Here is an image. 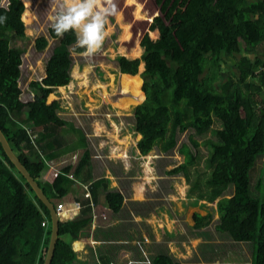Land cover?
I'll return each mask as SVG.
<instances>
[{
  "label": "trees",
  "instance_id": "obj_1",
  "mask_svg": "<svg viewBox=\"0 0 264 264\" xmlns=\"http://www.w3.org/2000/svg\"><path fill=\"white\" fill-rule=\"evenodd\" d=\"M199 2L207 8L192 29H188L189 35L181 37L178 33L183 20L177 10L160 34L158 46L150 48L142 58L139 76L145 97L132 110L131 126L134 135H139L135 148L139 156H146L155 146L162 152L170 151L176 145L178 130L192 129L193 134L204 136L217 119L215 139L206 137L203 141L207 150L205 168L196 167L201 160V149L199 142L190 136L194 152L181 144L183 161L165 172L185 178L187 198L214 202L219 197L214 230L234 242L250 243V264H264V164L258 168L251 186L257 162L264 158V0ZM24 3L8 0L6 6L0 4V15L6 17L0 24V129L56 207L67 194L80 190L75 179L68 176L69 172L85 182L92 175L91 153L85 148L74 163L61 166L54 178L45 177L52 160L60 157V148L67 142L63 129L69 124L59 114L60 101L47 102V97L50 93L56 94L59 86L68 84L72 54H81L84 50L75 48L76 36L72 31L57 36L50 25L48 34L57 42L45 61L42 78L28 83L32 98L23 101L18 80L24 48L13 45L12 40L26 37L22 19ZM158 19L156 16L154 21L158 23ZM46 44L47 38L43 35L34 40L38 50ZM258 44H262V49L250 56L257 51ZM114 59L121 73L122 88L138 93L141 59L122 54L115 55ZM228 63L235 70L226 72L222 79ZM229 185L232 193L227 196L223 192ZM99 188L103 189L105 206L112 213L120 211L124 195L119 189L110 188L106 177L90 182L93 204L98 202ZM75 198L82 206L75 215L60 218L50 264L78 262L71 243L90 224L92 209L83 193L81 198ZM145 201L131 204L147 205ZM193 218L194 227L202 228L211 222L212 214L195 212ZM44 220L46 224L42 225ZM49 235L48 209L0 144V264H42ZM99 257L103 260V256ZM147 259L150 264H182L160 249Z\"/></svg>",
  "mask_w": 264,
  "mask_h": 264
},
{
  "label": "rangeland",
  "instance_id": "obj_2",
  "mask_svg": "<svg viewBox=\"0 0 264 264\" xmlns=\"http://www.w3.org/2000/svg\"><path fill=\"white\" fill-rule=\"evenodd\" d=\"M7 3L8 0H0L3 6ZM57 3L58 0H27V4L24 3L22 19L26 37L12 40L13 45L24 48L18 80L22 90L20 98L23 101L32 98L28 83L30 80L42 78L45 61L57 42L48 34V27L51 25L49 17L55 13ZM114 3L117 11L108 18L105 26L108 35L101 48L91 55L84 52L73 53L71 80L58 87L56 94L50 93L47 97V102L54 99L60 101L62 109L59 114L70 123V126H64L63 129V138L67 142L60 148V157L51 162V165L60 168L68 162L74 163L83 150L88 148L91 153V174L94 177L111 175L110 186L114 185L122 191L126 189L127 183L135 181L136 185L139 184L141 191L134 196L147 200V207L141 208L150 216L146 223L148 227L154 226L160 231L155 235L153 228L151 232L148 230L146 235L149 242L145 247L147 254L144 258L152 256L160 249L169 252L182 264H250V243L234 242L213 228L217 218L216 200L219 197L214 202L187 198L185 178L165 172L183 161L184 156L179 151L181 144H186L194 152L189 141L190 136L199 142L201 149V160L196 167L205 168L207 150L203 141L206 137L215 139L213 131L219 127L218 120L214 119L204 136L193 134L192 129L183 132L178 130L176 145L170 151L162 152L155 146L146 156L137 155L135 145L139 135H134L131 125L133 106L142 102L145 97L142 79L138 93L124 90L121 86V73L118 72L114 59L117 54L141 59L137 73L139 76L143 69L142 58L150 48L158 46L160 34L171 22L174 13L177 10L182 13L183 26L181 24L178 33L185 37L188 29H192L194 23L202 17L200 13L205 12L204 8L207 6L199 4V0H114ZM156 16L159 18L158 23L154 21ZM41 35L47 38V44L38 50L34 46V40ZM261 49L262 44H258L257 51L251 52L250 56H255ZM235 56L237 58L239 53ZM232 68L235 70V66L228 63L222 79ZM263 164L262 157L253 172L251 186L258 168ZM48 174L45 177L51 179ZM72 178L75 179L74 176ZM223 193L227 196L231 194L232 185ZM102 197L103 193L100 198ZM68 198L69 194L62 201ZM152 210L155 211V216H151ZM195 212L201 215L211 212V222L202 228H195ZM60 218H63L62 215ZM138 236L141 237L137 232L136 237ZM84 256L86 258L81 260H86L85 264H95L99 260L96 252H91L96 261L89 259L88 253ZM135 257L137 258V254ZM209 259L212 261L209 262ZM140 264L146 263L140 261Z\"/></svg>",
  "mask_w": 264,
  "mask_h": 264
},
{
  "label": "crops",
  "instance_id": "obj_3",
  "mask_svg": "<svg viewBox=\"0 0 264 264\" xmlns=\"http://www.w3.org/2000/svg\"><path fill=\"white\" fill-rule=\"evenodd\" d=\"M60 87L61 86H59V88ZM66 126H70V123ZM53 161L54 160H52V162ZM58 169L59 168H55L50 165L47 174L48 172L50 173L48 175L51 177V179L54 178L53 173L55 171L58 172ZM109 176L112 177L111 175L99 177L108 178L109 187L115 188L114 185L110 186L111 178ZM99 177H94L92 174L91 180L97 179ZM83 180L80 177L75 178V182L80 186V190L78 189L76 193L70 194L66 201H62L65 207L60 215H62L63 218L71 217L78 212L73 208V201L78 200L75 198L77 196L78 198H81V195L85 190L84 185L90 186L91 182V180L86 182ZM139 186V184L136 185L135 181H132L127 183V187L124 189V191L119 189L124 195V205L120 211L116 213H112L105 206L103 197L102 199L100 198L101 193H103V189L101 188V190L99 188L98 202L93 207L96 214L95 217L93 216V211L91 210L92 217L90 224L87 227L82 228V232L79 234L78 239L72 241L71 243L73 250L76 252V258L78 261L77 263L74 262L73 264H85L87 261L81 259L86 258L84 254L87 253L90 254V256H88L89 259L92 258L91 252H98L101 257L103 256L102 260L98 255L99 260L95 264H105L104 261L107 262V264H118L122 262V264H138L136 261H139L143 259L144 256H146L147 252L145 251V247L147 242H149V239L146 235L148 230L151 232V229L153 228L155 235H158L160 231L154 226H152V228L148 227L146 220L149 219L150 216H147L146 211L141 210V208L144 206L147 207V205L133 206L131 204L132 201L141 202L146 200L143 199V197L142 199H138L134 196L135 194H139L138 191H141L139 190ZM131 208H133V210ZM152 211H150L151 216H155V211ZM137 232L141 235V237H136ZM135 254H137V258L135 257ZM146 264H149V261L146 262Z\"/></svg>",
  "mask_w": 264,
  "mask_h": 264
},
{
  "label": "clouds",
  "instance_id": "obj_4",
  "mask_svg": "<svg viewBox=\"0 0 264 264\" xmlns=\"http://www.w3.org/2000/svg\"><path fill=\"white\" fill-rule=\"evenodd\" d=\"M116 11L114 0H58L55 13L49 20L57 36L72 31L76 36L75 48L83 49L84 54L91 55L103 45L108 35L105 30L108 18L114 16ZM5 21L6 17L0 15V24ZM144 259L136 263L149 261Z\"/></svg>",
  "mask_w": 264,
  "mask_h": 264
},
{
  "label": "water",
  "instance_id": "obj_5",
  "mask_svg": "<svg viewBox=\"0 0 264 264\" xmlns=\"http://www.w3.org/2000/svg\"><path fill=\"white\" fill-rule=\"evenodd\" d=\"M0 144H1L3 151L5 152L9 160L12 162V164L15 166L17 171L24 177L26 182L32 188L35 195L46 206V208L49 211L50 235H49V241H48L46 253H45L42 264H50L52 256H53L54 248H55V243L58 237V223L60 220L59 213L56 212L53 203L47 198V196L44 194V192L42 191L41 187L38 185L36 180L30 175L26 167L21 163L17 154L11 148L8 140L6 139L1 129H0Z\"/></svg>",
  "mask_w": 264,
  "mask_h": 264
},
{
  "label": "built area",
  "instance_id": "obj_6",
  "mask_svg": "<svg viewBox=\"0 0 264 264\" xmlns=\"http://www.w3.org/2000/svg\"><path fill=\"white\" fill-rule=\"evenodd\" d=\"M53 175H54V177H55V176L57 175V172L55 171V172L53 173ZM68 176L71 177V178L73 177V175H72L71 172L68 173ZM84 188H85V190L83 191V197L88 198V200L90 201V206H91V209H92V211H93V216L95 217L96 214H95V210L93 209L94 204H93V202H92V197H91V192H90V190H89V186L84 185ZM81 206H82V204H81L80 201H78V200L73 201V208L76 209V211H78L79 208H80ZM63 209H64V204H63V202L58 203V204L56 205V207H55L56 212L59 213V214L63 211ZM41 224H42V225H45V224H46V221H45V220L42 221Z\"/></svg>",
  "mask_w": 264,
  "mask_h": 264
}]
</instances>
